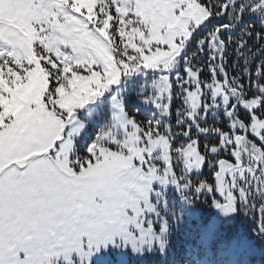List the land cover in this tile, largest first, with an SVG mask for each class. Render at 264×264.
<instances>
[{
  "label": "snow or ice",
  "instance_id": "snow-or-ice-1",
  "mask_svg": "<svg viewBox=\"0 0 264 264\" xmlns=\"http://www.w3.org/2000/svg\"><path fill=\"white\" fill-rule=\"evenodd\" d=\"M0 264H264V0H0Z\"/></svg>",
  "mask_w": 264,
  "mask_h": 264
}]
</instances>
